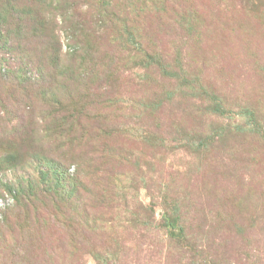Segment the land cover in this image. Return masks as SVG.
Masks as SVG:
<instances>
[{"label":"rangeland","instance_id":"obj_1","mask_svg":"<svg viewBox=\"0 0 264 264\" xmlns=\"http://www.w3.org/2000/svg\"><path fill=\"white\" fill-rule=\"evenodd\" d=\"M0 264H264V0H0Z\"/></svg>","mask_w":264,"mask_h":264}]
</instances>
